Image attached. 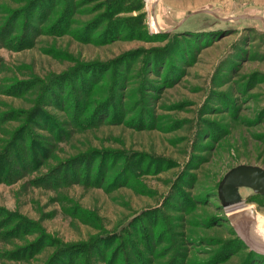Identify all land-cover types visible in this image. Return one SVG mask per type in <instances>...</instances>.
<instances>
[{
  "label": "rangeland",
  "instance_id": "1",
  "mask_svg": "<svg viewBox=\"0 0 264 264\" xmlns=\"http://www.w3.org/2000/svg\"><path fill=\"white\" fill-rule=\"evenodd\" d=\"M117 1L0 0V152L18 133L45 145L0 182V264H110L123 245L124 264H264V196L241 188L229 213L218 198L231 168H264V0ZM133 50L127 71L108 66ZM83 85L93 127L69 114ZM112 97L119 117L95 120ZM29 246L42 251L15 257Z\"/></svg>",
  "mask_w": 264,
  "mask_h": 264
},
{
  "label": "trees",
  "instance_id": "2",
  "mask_svg": "<svg viewBox=\"0 0 264 264\" xmlns=\"http://www.w3.org/2000/svg\"><path fill=\"white\" fill-rule=\"evenodd\" d=\"M46 1L48 2V4H50L49 5L50 8H51V5H54V3H55L54 0H46ZM123 6H124L123 0H118L117 3L114 5V7H112V10L114 12H117V13L120 10L122 12H124L125 10H128V8L123 7ZM132 8H134V7H130L129 10H133ZM135 8H138V6H136ZM63 10H65L66 15H68V14L73 13L74 9L70 4H66V5H64ZM59 18H60L59 22L65 23V25L70 20V17H68V16L65 17L62 14L59 16ZM84 37L87 38L88 35L84 34ZM135 53H137V55H134ZM140 53H141L140 50H133V51H131V52H129L123 56H120L115 61L114 60L110 61V64L108 66L111 67L115 63L117 64L118 62H120L118 69L126 68L125 71H127L130 64L133 61L136 62L138 60ZM132 54H133V56H136V57L133 59V61H130L131 58L133 57V56L130 57ZM148 55H150V58L148 59V61H146V65L150 66L149 71H150V69L151 70L154 69L156 71L158 68L166 66V59L164 58L163 55H161V58L158 60L153 58V57H155V55H153V54H148ZM127 56H129V58H127ZM111 64H113V65H111ZM144 69L141 72L142 74L145 71ZM92 82L93 81H91L90 83H92ZM115 84L118 87H120L122 85V82L119 83V80L116 79ZM80 88H81L80 92H81L82 96H86L85 97V104H83L84 108L77 105L76 102H78V96L74 93V95H72V99H71L73 101V111L70 110L69 114H70L72 120H76L77 122L81 123V125H84L82 127H84V128L85 127H93L95 124L94 118L92 116H89L88 115L89 113H87L86 117H83V116L90 109L89 108L90 106H87L86 109H85V106L87 105V103L90 104L91 95L89 93H91L94 86L92 88H89L88 86L83 85V86H80ZM119 97H121V95H119ZM106 101L107 102L111 101V102L108 103V106L105 105L104 109L95 108L91 112L92 114L97 113L95 120L101 113H104L106 111L108 112V114H112L113 116H115L114 118L119 117L120 114L118 112L113 111L112 109H108L109 107H113L112 104H114V102H116L117 99H114V97H112L110 100L107 99ZM74 103H76L75 109H74ZM80 113H83V115L80 116L81 115ZM115 120H119V119H115ZM45 122L48 123V126H46L45 129H48L49 132L56 133L57 128H60L59 125L56 123V121H53L52 118H49V117H47V118L43 117L42 121H40L39 124H43V126H45ZM81 125L79 127H81ZM52 126L55 128L49 129ZM74 126L77 127L76 124ZM38 129H41V128H38ZM58 134H60V131H58ZM20 135H22L23 137L20 138ZM25 136H27V137H25ZM11 140L12 141L10 143H7L2 148L3 150L0 152V182L9 183V182H12L13 180L18 179L22 174L28 172L27 167H30L31 164H36L38 162L39 156L45 154V145L41 144L39 146H36L38 144L36 143V141L34 139H32L31 134L24 135V133H18L16 136L12 135ZM10 158H12V160ZM125 158L130 159V160L133 159L131 153L127 154L125 156ZM134 166H135V164H134ZM133 169L131 170L132 173H133ZM129 183H131V182H129ZM110 241H108V243ZM146 244H150V242H148ZM107 245H108L107 243H104L103 246L105 247ZM240 246H245V245L241 244ZM40 250L42 251V246L38 247V248L37 247H30V246L27 248L26 247H24V248H21V247L17 248L16 247L15 257L21 256L20 254H24L27 256L26 258H28V257L32 258L35 255H37L39 252H41ZM118 251H121V252L117 254V252H115V250H112V249L110 250L107 247L105 250H103V257H104L103 260L106 263H110V264H124L125 258H123V257L119 258L121 253L126 252L124 249V245H123V248H120ZM113 257H115V260L113 259ZM85 261L90 262V259H87V257H85ZM138 261H139L138 264H146L145 262L141 261L140 258H138ZM53 264H74V263H73V261L69 263V261H66L63 257L59 256L58 259L57 258L54 259Z\"/></svg>",
  "mask_w": 264,
  "mask_h": 264
},
{
  "label": "water",
  "instance_id": "3",
  "mask_svg": "<svg viewBox=\"0 0 264 264\" xmlns=\"http://www.w3.org/2000/svg\"><path fill=\"white\" fill-rule=\"evenodd\" d=\"M241 188L252 189L255 193L264 196V168L255 165L241 164L231 168L222 178L218 185V198L221 205L229 213L243 205L240 194ZM253 208H246L230 214L229 220L232 224L255 217Z\"/></svg>",
  "mask_w": 264,
  "mask_h": 264
},
{
  "label": "flooded vegetation",
  "instance_id": "4",
  "mask_svg": "<svg viewBox=\"0 0 264 264\" xmlns=\"http://www.w3.org/2000/svg\"><path fill=\"white\" fill-rule=\"evenodd\" d=\"M257 244L262 245L264 244V241L262 238H259V235H254L252 238Z\"/></svg>",
  "mask_w": 264,
  "mask_h": 264
},
{
  "label": "bare ground",
  "instance_id": "5",
  "mask_svg": "<svg viewBox=\"0 0 264 264\" xmlns=\"http://www.w3.org/2000/svg\"><path fill=\"white\" fill-rule=\"evenodd\" d=\"M263 241H264V239H263Z\"/></svg>",
  "mask_w": 264,
  "mask_h": 264
}]
</instances>
